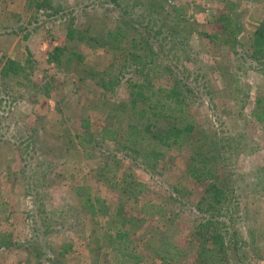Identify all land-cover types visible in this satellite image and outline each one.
I'll return each mask as SVG.
<instances>
[{
  "label": "rangeland",
  "instance_id": "1",
  "mask_svg": "<svg viewBox=\"0 0 264 264\" xmlns=\"http://www.w3.org/2000/svg\"><path fill=\"white\" fill-rule=\"evenodd\" d=\"M222 13L239 25L235 47L218 40ZM262 21L264 0H0V246H12L0 250V264H166L155 254L162 236L180 252L167 264H218V233L221 264H264V58L252 47ZM69 24L86 39H70ZM134 37L194 94V131L160 146L151 170L140 153L128 157L100 135L113 107V127L122 128L118 103L128 95L123 81L105 89L98 79L122 76ZM55 46L84 59L50 64ZM9 58L35 66L31 81L3 75ZM198 148L225 188L219 207L210 179L188 172ZM84 194L101 198L96 215ZM117 229L134 254L123 263Z\"/></svg>",
  "mask_w": 264,
  "mask_h": 264
},
{
  "label": "trees",
  "instance_id": "2",
  "mask_svg": "<svg viewBox=\"0 0 264 264\" xmlns=\"http://www.w3.org/2000/svg\"><path fill=\"white\" fill-rule=\"evenodd\" d=\"M218 22L220 26V29L218 30L219 42L230 47H235L234 41L236 40L240 29L233 16L222 13L218 17ZM133 29L138 35H142L138 28ZM172 31H174L173 27ZM67 34L70 39H74L75 36H77L80 41L85 40L87 37V35H85L86 33L74 27V24L68 25ZM118 35L125 37L126 33L123 30L120 31ZM118 35H116V37ZM205 35L209 37L210 40L213 39L212 34L206 33ZM144 39L147 40L146 37H144ZM93 40L97 39L93 38ZM137 41L138 38L134 37L135 50L123 63L122 76L117 77L115 82H113V79H110L109 82L106 81V78L98 79V84L105 89H109V86L113 83L110 86L112 89L114 84L123 81L128 95L126 100L118 103V106H120L119 112L121 117L125 119L119 121L122 124V128L113 127L115 124L113 120L114 111L116 110V107H113L107 120L104 122L102 121L100 135L103 139L112 141L116 144H121L119 149L128 157L130 151L140 153L142 161H139V165L144 166L147 170H151L148 166L154 164L162 153L164 154V152L159 150L160 146H168L170 148L176 144H183L194 131V124L190 121L192 113L189 111V99L191 96H194V94L190 90V87L184 86L183 88V81L171 67L168 65H163L162 67L159 66V55L153 50V47L148 40V43H143L142 48L141 45L140 47L138 46ZM177 43L178 45L182 44L181 41ZM145 46H148L147 50H145ZM137 47H139V50H136ZM252 47L254 48L253 54L256 57L260 56V58H264V21H262L255 30ZM66 51L67 49L65 46H55L48 55V62L50 64L64 66L70 63L75 57L79 58V60L84 59L83 54L74 50L68 51V56L63 58ZM128 66L130 67V71H133L135 74V78L129 76V73L131 74V72H128L125 68ZM154 67L155 70L157 69L156 72L160 74L157 79L166 78L168 83L166 82L165 85H157V79L152 75ZM30 69V71H28L23 64L9 58L4 65L3 75L16 76L24 73V77L31 81V72L35 69V66H30ZM102 75L103 72H93L94 77ZM109 83L111 84L109 85ZM261 100L262 99L258 100V104L261 103ZM262 108L261 114L264 115V106H262ZM124 121L125 124L123 125ZM93 125L94 123L92 121H87L86 125L83 126L86 135H88L87 138L84 137V139L90 142L93 141V133L90 132ZM200 149L201 148H198L195 155L192 156L188 166V172L197 181H208L210 179L209 181H211V183L209 184V187L214 192L213 205H218L219 207L224 204L227 199V194L225 188L216 184L219 176H215L216 170L210 166L211 159L209 156L206 153L201 152ZM138 185L142 184L138 183ZM134 186L135 182L131 183V186H129L127 190L130 192L129 188ZM137 191L139 192L142 190ZM134 196L137 197L136 194ZM83 201L86 203V206L92 210V214L94 215L99 212V208L102 206L100 197L94 198L84 194ZM102 213L104 214L105 210H103ZM127 235V231H122L121 229H117L113 233V236L117 237V242L120 243V246L117 248V253L121 256L119 257L121 258L122 263L127 262V260L134 255L128 251V244L125 239ZM237 237L236 239H238ZM222 238L223 236L218 233V264H221V259L219 260L220 251H227L223 248L226 241L222 240ZM159 242V247H156L155 254L157 257L161 258L163 263H170L172 259L179 256L180 252L178 247L175 244L170 243L166 236H162L159 239ZM213 242L215 243L216 241ZM1 247L2 246H0V250L12 248V246L7 244H5L3 248ZM204 249L206 250L205 247ZM200 253L203 255V250ZM211 261L212 262H205L204 264H212L214 260L211 259Z\"/></svg>",
  "mask_w": 264,
  "mask_h": 264
}]
</instances>
